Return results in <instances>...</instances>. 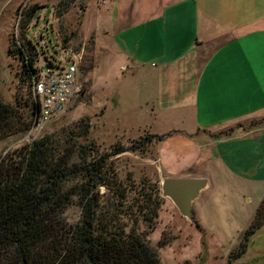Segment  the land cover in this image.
Returning a JSON list of instances; mask_svg holds the SVG:
<instances>
[{"label": "rangeland", "instance_id": "rangeland-1", "mask_svg": "<svg viewBox=\"0 0 264 264\" xmlns=\"http://www.w3.org/2000/svg\"><path fill=\"white\" fill-rule=\"evenodd\" d=\"M206 1L195 0L196 7L199 14L208 11L221 17L215 21V28L245 26L264 13V0ZM107 2L103 8L97 0H16L4 13L0 20V102L22 110L26 99H30L29 89L20 86L18 80L20 65L8 49L11 39L20 41L21 19L34 6L39 9L27 29V38L37 43L39 52L54 56L62 68L67 67L69 53L80 57L82 93L39 133L1 141L0 161L11 158L31 143V138L68 133L80 119L88 118V140L94 141L101 153L109 152L116 143L128 149L134 141L153 137L138 149L108 161L117 180L133 197L143 179L159 187L163 179H192L174 177L183 173L188 176L189 169L184 167L195 164L198 154L193 139L197 135L184 110L172 112L179 103L175 105L167 98L158 100L159 87L149 79L154 71L150 65L158 63H146L140 37L130 36L128 29L134 16L130 11L142 13L147 6L131 5L128 0ZM38 65L42 67L40 60ZM166 79L172 80L168 76ZM168 83L163 85L164 96L173 85ZM170 176L173 178H167ZM226 192L227 201L216 194L211 202L206 203L205 196L194 202L193 223L163 199L156 225L148 236L160 264H264V235H258L260 229L252 227L255 214L245 225L250 207L242 203V198ZM100 193L109 196L104 188ZM64 217L72 225L78 221L79 210L70 207ZM253 230L246 251L238 255L245 236ZM161 243L164 246L158 247Z\"/></svg>", "mask_w": 264, "mask_h": 264}, {"label": "trees", "instance_id": "trees-1", "mask_svg": "<svg viewBox=\"0 0 264 264\" xmlns=\"http://www.w3.org/2000/svg\"><path fill=\"white\" fill-rule=\"evenodd\" d=\"M38 9L26 11L20 41L11 39L8 49L20 65L18 80L29 89L30 99L22 110L0 102V142L31 131L40 112L33 96L35 82L42 74L64 69L27 38ZM90 126L89 119L82 118L74 130L36 139L0 161V264H160L148 240L163 204L160 187L143 179L130 197L108 163L153 137L134 141L128 149L116 143L101 153L88 140ZM101 188L109 196L101 195ZM73 206L79 218L71 225L64 214ZM263 224L264 198L252 227L259 229ZM254 230L245 236L238 255L246 251Z\"/></svg>", "mask_w": 264, "mask_h": 264}, {"label": "crops", "instance_id": "crops-1", "mask_svg": "<svg viewBox=\"0 0 264 264\" xmlns=\"http://www.w3.org/2000/svg\"><path fill=\"white\" fill-rule=\"evenodd\" d=\"M15 1L0 0V20ZM128 1L147 6L130 11L128 30L140 37L146 63H158L149 77L158 100L179 103L172 112L184 110L196 131V162L184 167L188 176L174 178L207 180L199 198L206 203L216 194L227 201L226 190L242 198L247 225L264 198V13L245 26L215 28L221 17L199 14L195 0ZM259 229L264 235V224Z\"/></svg>", "mask_w": 264, "mask_h": 264}, {"label": "built area", "instance_id": "built-area-1", "mask_svg": "<svg viewBox=\"0 0 264 264\" xmlns=\"http://www.w3.org/2000/svg\"><path fill=\"white\" fill-rule=\"evenodd\" d=\"M98 4L105 6L107 0H97ZM68 65L60 72L42 74L33 86V96L40 103L39 117L36 124L27 134L39 133L43 126L57 119L65 113L73 99L82 93L79 82L78 65L81 58L68 54ZM35 139H30L33 142Z\"/></svg>", "mask_w": 264, "mask_h": 264}, {"label": "water", "instance_id": "water-1", "mask_svg": "<svg viewBox=\"0 0 264 264\" xmlns=\"http://www.w3.org/2000/svg\"><path fill=\"white\" fill-rule=\"evenodd\" d=\"M208 188L205 179H163L160 185L161 198L168 199L178 213L193 223V204Z\"/></svg>", "mask_w": 264, "mask_h": 264}]
</instances>
